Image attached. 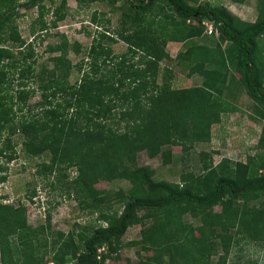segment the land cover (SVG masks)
<instances>
[{"label": "trees", "instance_id": "obj_1", "mask_svg": "<svg viewBox=\"0 0 264 264\" xmlns=\"http://www.w3.org/2000/svg\"><path fill=\"white\" fill-rule=\"evenodd\" d=\"M93 1L118 11L120 27L98 30L87 50L60 34L43 58L37 36L69 12L67 0H0V155L7 163L19 152L38 157L35 174L52 177L51 184L74 170L64 193L82 210L96 213L98 221L78 231L77 226L54 231L48 212L46 223L34 227L25 204L1 198L0 264H44L48 256L54 264H109L118 259L113 255L125 247L123 237L134 225L142 226L140 237L128 243L139 246V254L146 252L136 264H228L235 248L264 244V125L259 152L217 163L201 152L198 170L183 171L177 181L157 180L153 168L138 162L139 152L161 149L168 164L173 146H180L188 161L193 146L217 137L214 128L238 110L225 97L229 89L243 90L255 114L264 116V0H258L254 21L221 1ZM54 5L57 20L51 21L46 14ZM20 7L38 10L31 40L18 24ZM93 21L103 20L95 13ZM107 40L122 41L127 51L116 54ZM169 42L185 47L175 59L189 75H198L195 85L174 87L173 70L161 68L172 57ZM71 50L87 51L89 58L75 63ZM74 70L81 77L71 82ZM131 171L139 175L128 191L96 186ZM187 214L200 224L186 221Z\"/></svg>", "mask_w": 264, "mask_h": 264}, {"label": "rangeland", "instance_id": "obj_2", "mask_svg": "<svg viewBox=\"0 0 264 264\" xmlns=\"http://www.w3.org/2000/svg\"><path fill=\"white\" fill-rule=\"evenodd\" d=\"M58 3L60 0H56ZM212 3L220 2L226 5L235 14H239L246 20H256L259 11L257 7L258 0H248L244 3H236L231 0H208ZM57 6V4H56ZM56 6H50L51 9L46 14L47 19L57 20L52 13L56 10ZM69 12L64 14L63 19L58 20L55 27L49 29V33H43L37 36V50L42 54L43 58H47L48 53H45V48L48 44L58 43L60 41V34H66L71 42L78 40L82 43L84 50L89 49L93 40L97 36L98 30L104 29L115 30L120 27V13L113 11L109 4L104 1L84 0L79 3L78 0H67ZM18 11L21 17L17 19L18 24L22 30L23 35L31 40L34 38L30 34V26L33 18L38 14V10H27L25 7H20ZM98 14L102 23L94 22V14ZM50 21V24H51ZM209 29V28H208ZM215 33V32H214ZM211 35L215 41L217 35ZM210 36V35H209ZM105 45H110L115 48L116 54H122L127 51V45L122 41L112 43L107 40ZM168 51L170 52L171 60H163L161 68L165 65L170 66L173 70L172 83L174 87L191 86L197 83L198 75H189V70L184 69L183 66L178 65L175 56L181 49H185L181 42H169ZM86 54L88 55L87 51ZM76 54L71 50L69 57L75 63L87 56L85 53ZM130 55V54H129ZM139 55L134 57V61L138 59ZM87 58H89L87 56ZM161 69V70H162ZM81 77V72L74 70L71 75V82H75ZM225 97L238 107V110L228 113L227 118L223 124L214 128L215 135L210 142H198L193 146L192 155L190 154L188 161L183 159V151L180 146H173L174 156L173 161L165 164L162 161L161 149L153 152L141 151L138 154V162L141 165H149L156 173L154 178L167 179L177 181L183 171L192 169L198 170L200 164V153L208 152L217 163L220 159L228 157L234 160H246L249 154L259 152L257 143L264 125V116L261 118L257 116L253 110V105L246 93L241 89L227 90ZM39 99L37 94L31 102ZM21 146L18 145V152ZM40 161L38 157L27 156L24 152L20 153L18 158L7 163V159L0 155V163L5 167L0 168V199L5 202H12L16 205L23 203L27 208V218L29 224L34 227L46 223L47 213H51L52 229L69 232L75 226V230H80L86 224H96L97 214L90 212V210H82L78 201L74 197H69L64 193L66 183L75 176L74 170L71 172V177H63L61 181L51 184L53 178L50 180L43 179L35 174V163ZM187 162V163H186ZM65 171V170H64ZM66 172V171H65ZM139 175L137 171L127 172L113 181H101L96 186L100 189H105L108 192L114 193L119 189H128L132 186L131 179ZM6 176L4 181L1 180ZM55 185V186H53ZM36 187V196L30 199L29 191ZM116 204V203H115ZM216 209H219L217 207ZM186 221L194 222L195 225L200 224L199 219L192 218L189 214L185 215ZM142 226H131L123 237L125 243L117 255L118 259L110 258L107 260L109 264H136L141 254L145 255V251L139 250V246L129 244L133 240L140 237V229ZM105 248H107L105 246ZM99 252V250H98ZM217 257H215L216 259ZM264 264V244L253 243L243 244L235 248L228 256V264ZM44 264H54L51 257H46Z\"/></svg>", "mask_w": 264, "mask_h": 264}, {"label": "built area", "instance_id": "obj_3", "mask_svg": "<svg viewBox=\"0 0 264 264\" xmlns=\"http://www.w3.org/2000/svg\"><path fill=\"white\" fill-rule=\"evenodd\" d=\"M103 251H106V248H105V247H101V248L99 249V252H100V255H99V256H101V253H102Z\"/></svg>", "mask_w": 264, "mask_h": 264}, {"label": "crops", "instance_id": "obj_4", "mask_svg": "<svg viewBox=\"0 0 264 264\" xmlns=\"http://www.w3.org/2000/svg\"><path fill=\"white\" fill-rule=\"evenodd\" d=\"M242 4V3H241ZM230 9V8H229ZM231 10V9H230ZM232 11V10H231ZM239 17H241L239 14H237ZM242 19H244L243 17H241ZM246 20V19H245ZM251 21V20H250ZM252 21H254V20H252Z\"/></svg>", "mask_w": 264, "mask_h": 264}, {"label": "clouds", "instance_id": "obj_5", "mask_svg": "<svg viewBox=\"0 0 264 264\" xmlns=\"http://www.w3.org/2000/svg\"><path fill=\"white\" fill-rule=\"evenodd\" d=\"M211 28V27H210ZM100 249V248H99ZM99 255H100V252H99Z\"/></svg>", "mask_w": 264, "mask_h": 264}]
</instances>
